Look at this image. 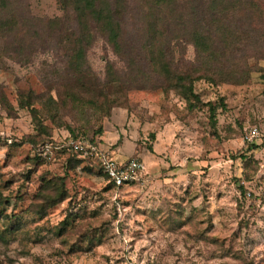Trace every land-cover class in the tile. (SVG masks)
Wrapping results in <instances>:
<instances>
[{
	"label": "rangeland",
	"instance_id": "1",
	"mask_svg": "<svg viewBox=\"0 0 264 264\" xmlns=\"http://www.w3.org/2000/svg\"><path fill=\"white\" fill-rule=\"evenodd\" d=\"M26 3L34 18L63 15L56 0ZM41 39L18 57L0 39V264H264V59L241 84L193 81L190 110L178 87L128 90L98 35L81 82L56 39ZM220 98L212 117L205 104ZM73 132L139 158L146 176L112 186L58 148Z\"/></svg>",
	"mask_w": 264,
	"mask_h": 264
},
{
	"label": "trees",
	"instance_id": "2",
	"mask_svg": "<svg viewBox=\"0 0 264 264\" xmlns=\"http://www.w3.org/2000/svg\"><path fill=\"white\" fill-rule=\"evenodd\" d=\"M56 1L63 15L40 19L31 16L26 0H0V39L18 57L22 49L45 47L41 36L46 33L56 39L78 82L86 76L85 53L96 35L126 64L128 90L178 87L190 110L199 101L193 81L241 84L251 72L249 61L264 59V0ZM186 45L193 46V61L185 59ZM106 70L114 72L109 61ZM205 105L212 117L225 107L222 98ZM72 137L79 136L73 132Z\"/></svg>",
	"mask_w": 264,
	"mask_h": 264
},
{
	"label": "built area",
	"instance_id": "3",
	"mask_svg": "<svg viewBox=\"0 0 264 264\" xmlns=\"http://www.w3.org/2000/svg\"><path fill=\"white\" fill-rule=\"evenodd\" d=\"M256 128H249L245 139L252 141L258 137ZM99 140L91 141L85 137L79 136L69 139L66 143L58 146L64 151L75 154L77 157L92 160L100 171L105 175L109 184L114 187L130 185L143 180L146 176V168L139 158H130L126 160L118 159L110 148H103ZM51 145L41 146L44 156L51 153Z\"/></svg>",
	"mask_w": 264,
	"mask_h": 264
}]
</instances>
